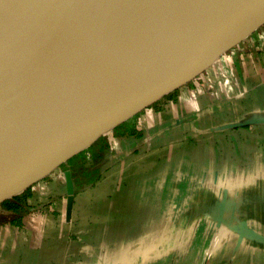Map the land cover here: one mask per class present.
Returning a JSON list of instances; mask_svg holds the SVG:
<instances>
[{"label":"crops","instance_id":"0c3cea01","mask_svg":"<svg viewBox=\"0 0 264 264\" xmlns=\"http://www.w3.org/2000/svg\"><path fill=\"white\" fill-rule=\"evenodd\" d=\"M262 35L235 62L240 95L202 96L196 111L170 100L113 141L83 204L1 228L7 264H264Z\"/></svg>","mask_w":264,"mask_h":264},{"label":"water","instance_id":"95a60500","mask_svg":"<svg viewBox=\"0 0 264 264\" xmlns=\"http://www.w3.org/2000/svg\"><path fill=\"white\" fill-rule=\"evenodd\" d=\"M64 1L0 0V205L264 26V0L207 20L211 0H96L67 33L89 40L75 56L55 46L25 59Z\"/></svg>","mask_w":264,"mask_h":264},{"label":"rangeland","instance_id":"374dc122","mask_svg":"<svg viewBox=\"0 0 264 264\" xmlns=\"http://www.w3.org/2000/svg\"><path fill=\"white\" fill-rule=\"evenodd\" d=\"M261 28L264 29V26ZM249 38H252V35ZM246 46L247 42H240L230 51L223 54L210 68L204 71L195 80L186 84L185 89L182 87L183 89L181 90V93L179 91L181 89L180 88L171 93L174 94L172 98H169V95L171 94L164 96L159 101L144 109L128 121L104 134L92 146L62 164L50 175L35 184L32 188H29L24 192L6 200L0 205V229L9 226L10 223L18 224L21 220L26 218H30L32 220L39 219L42 220V222L46 221V219L59 220L62 218V205L65 203L68 204V202L70 204L73 203L76 195L79 197L76 199V204H83L85 198H87L85 197L87 196L85 194L86 191L92 187V185H90L92 182L90 174L94 171V167L107 162L106 155L110 154L109 151L112 149V143L115 139H121L122 137L124 140L128 139V129L141 133L144 130L143 127L147 126L148 122L151 123V120H156L155 118L157 114L155 113L159 112L160 109H165L170 100L179 99V95H186L188 98L186 99L187 101L184 100V103L190 107L192 111H196V108L192 105L197 107L199 103L192 100L191 93L197 89L208 93L209 86L215 85L216 88L221 89V92L223 93L226 90L223 84L225 80L223 75L226 73V70H228L229 74H231L233 86L236 88L239 85V82L236 79V74L233 73V70H235L234 65L235 62H238L240 58L239 56L243 55L240 50L242 48H246ZM255 51L257 50L255 49ZM247 54H250L248 56L251 59L255 57L253 55L254 52H249ZM221 73L223 74L220 75ZM85 175L86 177H84ZM69 180L70 184L72 183L73 186L68 184ZM69 188H71L73 196L69 195L71 192ZM4 204H19L21 208L16 211H12L7 209ZM49 214H51V216H48ZM222 214H224V211L216 212V218H222ZM216 221L217 220H215V222ZM2 253L3 247L0 245V264H7L4 253L3 255Z\"/></svg>","mask_w":264,"mask_h":264},{"label":"bare ground","instance_id":"6f19581e","mask_svg":"<svg viewBox=\"0 0 264 264\" xmlns=\"http://www.w3.org/2000/svg\"><path fill=\"white\" fill-rule=\"evenodd\" d=\"M239 1L240 0H211L210 3L204 5L202 9L204 19L207 20L221 14ZM95 2L96 0H65L58 8L57 18L48 26L40 40L31 47L25 59L35 58L44 53L47 49H53L55 46L61 49L60 58L63 56V51L66 53L65 56L67 57L75 56L77 52L82 50L89 43V40L64 41L68 37L67 33L75 29V25L83 21Z\"/></svg>","mask_w":264,"mask_h":264},{"label":"built area","instance_id":"2783aa9c","mask_svg":"<svg viewBox=\"0 0 264 264\" xmlns=\"http://www.w3.org/2000/svg\"><path fill=\"white\" fill-rule=\"evenodd\" d=\"M260 44L258 45V47H256L257 49H264V35H262L259 39ZM249 48H242L240 51L241 53H246L248 51ZM223 73H221L220 75H222ZM223 77L225 78L223 84L225 86V89L228 93L231 94L232 97H237L238 95H240V93L236 92V88L233 86V80L231 78V74H229L228 70H226V73L223 75ZM216 94V96H215ZM222 92L221 89L216 88L215 86H209L208 88V93L203 92L202 90H194V92L191 93V98L194 102L198 103L199 99L202 96H209L213 99H216L217 97L221 96Z\"/></svg>","mask_w":264,"mask_h":264},{"label":"trees","instance_id":"16d2710c","mask_svg":"<svg viewBox=\"0 0 264 264\" xmlns=\"http://www.w3.org/2000/svg\"><path fill=\"white\" fill-rule=\"evenodd\" d=\"M171 95H172V96H171ZM171 95H169V98H172L174 94H171ZM133 134H135V131H133V130H131V129H128V131H127V135H128V136H131V135H133ZM101 148H102V146H101ZM98 172H99V167H98V166L94 167V171L91 172V174H90V177L92 178V179H91V180H92L91 183H93V182L98 178ZM84 177H86V175H85ZM91 180H90V181H91ZM4 205L7 207V209L12 210V211H16V210H18L19 208H21V207L19 206V204H4Z\"/></svg>","mask_w":264,"mask_h":264}]
</instances>
